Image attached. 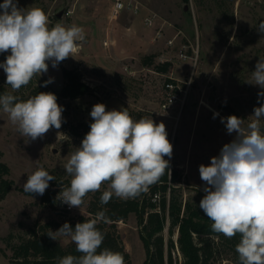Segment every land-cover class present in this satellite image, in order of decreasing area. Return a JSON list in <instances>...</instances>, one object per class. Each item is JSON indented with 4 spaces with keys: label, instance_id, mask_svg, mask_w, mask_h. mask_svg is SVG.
Instances as JSON below:
<instances>
[{
    "label": "rangeland",
    "instance_id": "374dc122",
    "mask_svg": "<svg viewBox=\"0 0 264 264\" xmlns=\"http://www.w3.org/2000/svg\"><path fill=\"white\" fill-rule=\"evenodd\" d=\"M133 2L139 6L138 14L125 10L114 19L110 0H18L20 8L43 9L49 27L76 25L85 33L74 58L55 68L49 61L47 73L37 76L43 82L52 79L47 92L63 88L64 70L79 72L92 92L67 100L64 111L68 116L62 113L66 127L52 128L34 141L21 136L8 114L0 110V162L10 167L17 187L23 188L27 176L41 167L55 177L53 182L62 184L60 189L69 187L71 176L64 165L83 140L72 127L90 126L93 106L103 103L108 111L126 108L134 120L146 117L165 124L173 145L171 158L164 157L169 160V183L171 172L176 171L180 182L174 185L181 188L184 200L199 207L206 194L199 166H208L236 137V133L228 134L221 118L235 115L245 119L246 126L254 108L264 104V98L258 102V93L264 89L247 83L256 63L264 58V33L257 30L264 21V0ZM146 56L152 57L151 66L143 63ZM166 62L170 63L167 73L156 70ZM5 81L0 68V87L11 92ZM34 81L13 94L28 93ZM214 113L219 115L214 118ZM53 182L49 181V189L57 188ZM108 187L105 184L99 191ZM57 191L48 195L53 196L52 204L43 201V195H28L16 188L0 201V264H13L15 248L33 238V231L42 236L80 216L95 219L88 209L97 192L89 193L79 209L61 203L57 198L61 190ZM117 230L131 263L143 264L146 251L136 216L118 222ZM177 235L174 231V241ZM164 236L169 238L167 229ZM56 242L63 247L74 243L65 237ZM173 258L174 264H183L177 246ZM208 264H237L230 244L214 240Z\"/></svg>",
    "mask_w": 264,
    "mask_h": 264
},
{
    "label": "clouds",
    "instance_id": "9594fccd",
    "mask_svg": "<svg viewBox=\"0 0 264 264\" xmlns=\"http://www.w3.org/2000/svg\"><path fill=\"white\" fill-rule=\"evenodd\" d=\"M257 30L264 33V21ZM84 39L83 28L76 25L49 27L41 8H20L18 0L0 4V53H10L0 68L12 90L0 94V110L8 114L21 136L34 141L52 128L60 129L64 109L51 92H39L26 101L13 93L47 73L49 61L55 68L74 58ZM52 82L50 78L44 84ZM247 83L264 89V58L256 63ZM260 98H264V91L258 93V102ZM217 115L214 113V118ZM90 116V131L64 165L71 176L70 187L63 188L57 198L69 208L80 209L84 198L105 184L109 187L100 197L102 205L113 196L128 200L147 193L169 170V160L164 157L171 158L173 145L165 124L146 117L134 120L126 108L108 111L103 103L95 104ZM250 117L246 126L245 119L235 115L221 118L228 134L236 133V137L222 147L219 156L211 158L208 166H199L206 193L199 207L212 221L215 233L228 239L240 236L236 245L240 264H264V104L255 107ZM53 180L55 177L41 167L27 176L23 190L42 196ZM101 221L108 222L103 211L74 228L65 222L55 232H48L55 241L70 238L81 253L79 257L58 258L57 264H125L119 252L107 248L98 251L104 240L97 228Z\"/></svg>",
    "mask_w": 264,
    "mask_h": 264
},
{
    "label": "trees",
    "instance_id": "16d2710c",
    "mask_svg": "<svg viewBox=\"0 0 264 264\" xmlns=\"http://www.w3.org/2000/svg\"><path fill=\"white\" fill-rule=\"evenodd\" d=\"M184 1L188 2V0ZM2 3L3 1L0 0V4ZM7 55V53H0V63L4 62ZM151 58V56L144 57L143 63L146 66H151ZM169 69V62L156 66V70L161 73H167ZM34 79L36 80L34 81ZM33 81L35 85L28 93L14 95L18 96L21 101H26L39 92H47L44 82L40 81L37 76L33 78ZM5 92L8 91L1 86L0 94ZM91 92V88L82 82L79 72L64 70V86L54 94L57 97V103L64 109V105H68L67 100L76 99ZM61 101L63 105L60 104ZM63 112L68 116L66 111ZM65 124L62 123V126L66 127ZM72 131L77 136L84 138L90 131V126L80 123L73 125ZM10 171V167L6 163L0 162V201L4 200L14 188L25 194L33 195L16 186L15 181L10 178ZM169 181V170H166L160 181L151 186L147 193L128 200L113 196L106 205H102L100 202L103 191H97L95 199L89 203L88 212L96 218L97 213L103 211L108 218L107 223L101 221L97 224V228L104 234L103 243L98 251L107 248L119 252L124 256L125 264H132L129 253L125 251L119 237L117 223L125 222L131 215H135L146 251V259L143 264H174L173 250L176 246L182 254L183 264H208L213 256L214 240L215 242L217 240L218 243L230 244L232 258L237 264H240L236 252L240 236L228 239L222 234L215 233L211 228L212 221L204 215L200 207L194 205L190 200H184L181 188L174 185L180 182L176 171L171 172V183ZM61 185L53 182L52 186H56L58 189L47 188L42 196L43 201L52 204L53 196L48 195L58 192L57 190H63L59 188ZM89 220L91 218L80 216L77 221L74 220L69 224L74 228L76 223ZM166 229L169 232L168 239H165L164 236ZM174 231L178 232L176 241L173 239ZM33 234V238L23 241L15 248L13 264H57L58 258L66 255L77 257L81 255L76 251L74 243L63 247L60 243L50 239L47 234L37 236L35 231Z\"/></svg>",
    "mask_w": 264,
    "mask_h": 264
},
{
    "label": "built area",
    "instance_id": "2783aa9c",
    "mask_svg": "<svg viewBox=\"0 0 264 264\" xmlns=\"http://www.w3.org/2000/svg\"><path fill=\"white\" fill-rule=\"evenodd\" d=\"M112 3L111 13L112 18L117 19L120 14L128 10L134 14L139 13V6L133 0H110ZM147 24L151 23L149 20L145 21Z\"/></svg>",
    "mask_w": 264,
    "mask_h": 264
},
{
    "label": "water",
    "instance_id": "95a60500",
    "mask_svg": "<svg viewBox=\"0 0 264 264\" xmlns=\"http://www.w3.org/2000/svg\"><path fill=\"white\" fill-rule=\"evenodd\" d=\"M177 238H178V235H177Z\"/></svg>",
    "mask_w": 264,
    "mask_h": 264
}]
</instances>
